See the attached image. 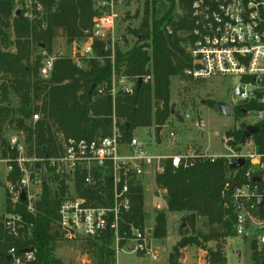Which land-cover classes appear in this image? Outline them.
<instances>
[{
  "label": "trees",
  "instance_id": "16d2710c",
  "mask_svg": "<svg viewBox=\"0 0 264 264\" xmlns=\"http://www.w3.org/2000/svg\"><path fill=\"white\" fill-rule=\"evenodd\" d=\"M19 0H0V132L7 123L14 125L25 136L27 155L46 159L59 150L57 134L65 138L92 140L111 135L113 119L115 126L122 133L124 141H129L132 131L136 128H147L152 123L161 127L174 112L169 108L170 79L183 76L184 70L190 65V59L184 48L180 46L185 39L169 37L166 29L173 27L174 31L188 32L191 25L188 12L192 0H179L184 15L177 21L171 16L172 4L162 13L161 9L153 8L151 17L144 19L140 27L131 30V34L141 41H150L151 56L145 48L148 45L134 46L126 52L115 48L113 63L103 52V43L94 40V58L85 62V68L78 66L70 58L58 59L54 62L49 79L43 80L38 75L41 57L34 54L33 46L51 51V44L61 31L66 43L86 39L91 35L92 18L95 14L92 0H38L43 12L31 22L21 14L16 15L15 3ZM153 5H155L153 3ZM158 14H161L159 17ZM13 31L14 52L7 51L6 29ZM175 35V34H174ZM151 62L153 76L152 88L148 84L136 86L132 95L117 96L114 100L107 95H98V85L111 84L112 75L119 74L133 78L149 74L147 65ZM12 94L19 102L16 112L2 106ZM155 102V107H154ZM242 103V102H241ZM236 118L245 117L247 112L257 108L254 100L240 105ZM39 115L36 122L32 115ZM17 115L18 118L12 116ZM29 120V125L25 122ZM128 124V126H127ZM259 132L252 136L256 149L264 153V121L256 124ZM246 125L234 137L240 142ZM0 153L7 157L8 146L0 141ZM1 145L5 148L1 149ZM8 180L15 183L19 178L14 164ZM43 163L40 164L42 166ZM162 173H155L156 191L163 192V200L167 213L181 214L189 224L190 230H184L179 241V247L192 245L202 249L204 243L219 241L233 236V216L227 208L229 176L231 170L227 161L218 158L196 157L187 168H173L168 159L160 161ZM42 192L36 204L35 216L30 215L25 203L19 202L11 210L9 202L4 213L20 214L31 230L18 243L2 240V225L0 223V264L4 254L11 246L18 251L32 247L35 251L34 264H64L54 256L57 238L60 234L56 229L57 210L67 190L63 181L58 183L52 192L47 182L41 184ZM74 188L79 196L89 201L108 204L111 198V188L107 177L96 187L85 188L83 175L75 179ZM130 208L120 214L118 230V246L122 248L131 239L132 229L143 231L145 213L143 211V188L139 183H131L129 191ZM164 212H157L155 217L154 238L166 237V217ZM203 219L206 234L197 232L196 223ZM190 235L187 236V233ZM96 255L97 264H111L116 250L110 246L112 241L108 236L82 241ZM142 254V253H138ZM168 264H179V250L167 256ZM204 261L207 264H225L226 258L222 247L207 250ZM254 264H264V258L254 251L251 255Z\"/></svg>",
  "mask_w": 264,
  "mask_h": 264
},
{
  "label": "built area",
  "instance_id": "2783aa9c",
  "mask_svg": "<svg viewBox=\"0 0 264 264\" xmlns=\"http://www.w3.org/2000/svg\"><path fill=\"white\" fill-rule=\"evenodd\" d=\"M34 3L37 11H42L38 0H27ZM56 3L65 0H52ZM94 16L92 18L91 35L86 39L73 41L70 46L75 56H65L72 59L80 67L79 61L94 57L93 41L103 43V52L113 63L115 48L120 38H115L114 30L119 16V6L123 0H92ZM27 15V14H25ZM190 29L186 32V53L190 65L184 70L183 76L193 81H206L214 77L233 78L238 85L233 93L239 102L247 98L248 92L253 91L257 108L247 112L246 116L255 119L257 123L264 121V0H192L188 12ZM41 65L38 75L43 80L50 78L54 62L63 57L62 52H48L39 49ZM86 58V59H85ZM141 84L152 81L151 69L149 74L129 78L119 74L106 84L98 85V95H107L114 102L120 95H132L138 80ZM39 115H32L36 122ZM256 123V124H257ZM193 127L203 130V122L199 117L194 118ZM161 129V128H159ZM163 129V128H162ZM58 152L46 159L28 156L23 138L11 135L7 139L9 154L2 162L5 163L6 194L11 210L19 202L25 203L26 211L35 216L36 204L41 197V163L47 165V179L56 184L63 181L66 190L57 210L56 229L60 238L66 242H80L85 239H96L108 236L112 243L118 245L119 219L122 212L130 208L129 191L133 180L145 175L154 162L153 176L162 173V159H168L173 168H187L196 157L206 155L188 154L187 156L172 155L168 157L152 156L137 139L124 141L122 133L115 126L110 136L98 137L92 140L65 138L57 134ZM170 142L176 141L173 131H167ZM250 150L246 154L235 157L244 160L246 169L238 174V168L229 176L228 199L225 206L233 216V237L239 238L248 245L258 256L264 258V153H259L251 139L245 140ZM14 164L19 178L15 183L8 180ZM83 175V186L96 187L107 177L111 198L108 204H99L79 196L74 188L77 176ZM46 179V182H47ZM237 185L231 188L232 184ZM135 183V182H134ZM21 192L25 200L21 201ZM261 200L259 205L258 201ZM2 240L18 243L30 236L31 230L20 214L4 213L1 220ZM106 232V234H104ZM148 232L132 229L131 239L126 247L132 246L134 252H148ZM35 251L26 247L21 251L11 246L4 254L2 264H34Z\"/></svg>",
  "mask_w": 264,
  "mask_h": 264
},
{
  "label": "rangeland",
  "instance_id": "374dc122",
  "mask_svg": "<svg viewBox=\"0 0 264 264\" xmlns=\"http://www.w3.org/2000/svg\"><path fill=\"white\" fill-rule=\"evenodd\" d=\"M153 3L155 5H153ZM172 4L174 9L171 16L177 21L184 15L179 0H123L119 6V16L116 21L114 30L115 38H120L117 41L116 47L121 52H126L134 46L145 45V50L151 56L150 41H141L131 34V30H136L140 27L141 22L151 17L153 8L161 9L162 13ZM36 5L27 0H19L15 3V12H19L27 21H32L43 12L36 10ZM33 13L38 16L35 17ZM27 14V15H25ZM161 14H158L159 17ZM172 27V26H171ZM6 43L3 46L7 51L14 52L13 31L11 28L6 29ZM171 38H186V33L174 28L171 29ZM175 34V35H174ZM77 41V40H75ZM66 38L63 33L59 31L56 38L51 44V51L62 52L63 58L65 56H75L71 50L70 44L66 43ZM180 46L186 49L185 41L180 43ZM39 49L33 46L34 54L39 56ZM94 58V57H93ZM86 59V58H85ZM91 59V58H90ZM58 60V59H56ZM79 61L80 67L85 68V62ZM74 62V61H73ZM75 63V62H74ZM152 68L151 62L147 65ZM152 88V81L148 83ZM238 85L237 80L233 78H219L214 77L206 81H193L184 76H176L170 79L169 85V108L174 112L162 125L161 129L154 123L147 128H136L132 131L131 137L137 139L143 146H146V151L152 156L168 157L172 155L187 156L188 154L206 155L208 158L218 159L222 158L227 161L228 167L236 163L237 154H246L250 147L241 145L234 137L242 130V124L256 125L255 119L245 117L236 118L235 114L240 109L238 98L234 95L233 89ZM118 96H121L120 94ZM229 105L231 108L230 115L225 116L219 112L216 106ZM9 108L12 112H16L19 107L18 100L12 95L8 94L7 101L2 104ZM155 107V102H154ZM199 117L203 122V130L198 131L193 127L194 118ZM13 118L19 116L14 115ZM29 125V120L25 122ZM163 128V129H162ZM159 129V131H158ZM173 131L176 135V141L170 142L167 138V131ZM244 131V130H243ZM11 135H16L24 139L23 131L19 130L14 123L8 125L5 123L0 132V141L7 145V139ZM242 136V135H241ZM254 143L252 137L249 140ZM1 144V143H0ZM5 148L1 145V149ZM27 150V143L25 142ZM256 148V146H255ZM257 150V149H256ZM6 157L0 153V222L4 217V209L7 206L8 197L6 194V176L5 163L2 162ZM153 163L150 170H146L143 177L135 179L132 183H139L143 188V203L145 212V221L143 230L148 232V252L147 254H138L134 250H128L126 244L119 248L115 243L111 244V248L116 250V254L111 264H168L167 256L173 251V244H171V230L176 234L179 241L184 230H190L189 224L182 218L181 214L167 213L165 202L163 200V192H157L154 183V167ZM232 170V169H231ZM244 169L238 168V174H241ZM232 173V171L230 172ZM154 183V184H153ZM47 184L52 192L58 186L52 179H47ZM68 193L70 186H67ZM157 212H164L166 215V231L167 243L154 238L153 230L155 228V217ZM204 220L198 219L196 223V230L199 233L206 234L207 228L203 226ZM168 228V230H167ZM190 232L187 233V236ZM84 241V240H83ZM127 243V241H126ZM56 251L54 256L60 259L64 264H97L95 253L87 248L85 244L80 242H66L61 238H57ZM176 248L179 250V264H207L204 261L207 250H215L217 246L222 247V252L226 258L225 264H254L251 261L253 250H250L248 245L242 243L239 238H226L219 241H211L204 243L202 249L192 245L179 247V242H176ZM165 248V249H164ZM240 252L238 255L237 253ZM166 257V258H165Z\"/></svg>",
  "mask_w": 264,
  "mask_h": 264
},
{
  "label": "water",
  "instance_id": "95a60500",
  "mask_svg": "<svg viewBox=\"0 0 264 264\" xmlns=\"http://www.w3.org/2000/svg\"><path fill=\"white\" fill-rule=\"evenodd\" d=\"M16 15H19V12H16ZM171 29L172 27H167L166 31L169 35V37H171ZM260 83L264 86V80H261ZM141 84V80L139 79L138 82H137V86H139ZM254 95V92L253 91H250L248 92V95H247V98L242 101V105H245L249 102V99L252 98ZM217 110L219 112H221L222 114H224L225 116H229L230 115V111H231V108L229 105H224V106H216ZM128 126V124H127ZM159 131V129H158ZM259 132V127L257 125H246L245 127V130L242 134V137H241V142L243 143L245 140L249 139L250 137L256 135L257 133ZM244 160L243 159H238L236 161L235 164H233L231 166V169L232 170H235L237 168H240L242 166H244ZM46 179H47V165L44 163L43 166H42V174H41V182H46ZM237 185V182H234L231 186V188H233L234 186ZM21 201H24L25 200V197H24V194L23 192H21V197H20ZM259 205L261 204V200L258 201ZM104 234H106V232H104ZM128 250H133L132 246H130L128 248ZM238 255L240 254V252L237 253Z\"/></svg>",
  "mask_w": 264,
  "mask_h": 264
},
{
  "label": "crops",
  "instance_id": "0c3cea01",
  "mask_svg": "<svg viewBox=\"0 0 264 264\" xmlns=\"http://www.w3.org/2000/svg\"><path fill=\"white\" fill-rule=\"evenodd\" d=\"M154 184V183H153ZM155 186V185H154ZM143 211L144 213L145 212H148L145 208H144V203H143ZM168 230V228H167ZM171 244H173V247L175 248L177 245H176V242L178 241L179 242V238H177L176 234H173V231L171 230ZM167 235H168V232L166 231V237L164 239H160V241L164 242V243H167L168 239H167ZM165 249V248H164ZM166 258V257H165ZM167 259V258H166Z\"/></svg>",
  "mask_w": 264,
  "mask_h": 264
}]
</instances>
